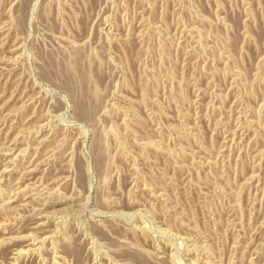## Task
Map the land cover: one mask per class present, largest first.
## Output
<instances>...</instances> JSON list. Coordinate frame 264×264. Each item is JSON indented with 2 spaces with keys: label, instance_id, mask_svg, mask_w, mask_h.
I'll return each instance as SVG.
<instances>
[{
  "label": "rangeland",
  "instance_id": "374dc122",
  "mask_svg": "<svg viewBox=\"0 0 264 264\" xmlns=\"http://www.w3.org/2000/svg\"><path fill=\"white\" fill-rule=\"evenodd\" d=\"M54 263L264 264V0H0V264Z\"/></svg>",
  "mask_w": 264,
  "mask_h": 264
},
{
  "label": "bare ground",
  "instance_id": "6f19581e",
  "mask_svg": "<svg viewBox=\"0 0 264 264\" xmlns=\"http://www.w3.org/2000/svg\"><path fill=\"white\" fill-rule=\"evenodd\" d=\"M80 80V79H79ZM37 213V212H36ZM131 253V252H130ZM137 255V254H136ZM144 262V261H143ZM55 264V263H54ZM58 264V263H57ZM157 264V263H156Z\"/></svg>",
  "mask_w": 264,
  "mask_h": 264
}]
</instances>
